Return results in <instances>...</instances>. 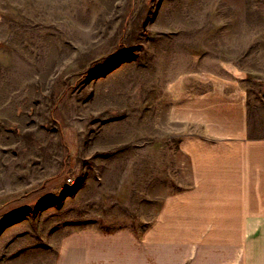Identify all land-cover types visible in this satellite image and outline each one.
I'll return each mask as SVG.
<instances>
[{
  "label": "rangeland",
  "instance_id": "rangeland-1",
  "mask_svg": "<svg viewBox=\"0 0 264 264\" xmlns=\"http://www.w3.org/2000/svg\"><path fill=\"white\" fill-rule=\"evenodd\" d=\"M218 65L263 125L264 0H0V264H54L89 225L146 234L190 183L168 87Z\"/></svg>",
  "mask_w": 264,
  "mask_h": 264
},
{
  "label": "crops",
  "instance_id": "crops-1",
  "mask_svg": "<svg viewBox=\"0 0 264 264\" xmlns=\"http://www.w3.org/2000/svg\"><path fill=\"white\" fill-rule=\"evenodd\" d=\"M247 79L227 65L173 79L168 115L190 183L163 198L146 234L89 225L61 237L54 264L250 262V232L264 231V124L252 120Z\"/></svg>",
  "mask_w": 264,
  "mask_h": 264
},
{
  "label": "built area",
  "instance_id": "built-area-1",
  "mask_svg": "<svg viewBox=\"0 0 264 264\" xmlns=\"http://www.w3.org/2000/svg\"><path fill=\"white\" fill-rule=\"evenodd\" d=\"M68 182H72V183H73L74 181L72 180L71 177H69V178H68ZM72 183H71V184H72Z\"/></svg>",
  "mask_w": 264,
  "mask_h": 264
},
{
  "label": "bare ground",
  "instance_id": "bare-ground-1",
  "mask_svg": "<svg viewBox=\"0 0 264 264\" xmlns=\"http://www.w3.org/2000/svg\"><path fill=\"white\" fill-rule=\"evenodd\" d=\"M208 123V122H207ZM96 247V246H95ZM99 247V246H98ZM180 261V260H179Z\"/></svg>",
  "mask_w": 264,
  "mask_h": 264
}]
</instances>
